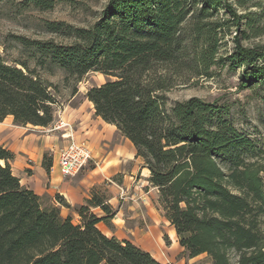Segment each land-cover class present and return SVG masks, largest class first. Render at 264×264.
<instances>
[{"label": "trees", "instance_id": "16d2710c", "mask_svg": "<svg viewBox=\"0 0 264 264\" xmlns=\"http://www.w3.org/2000/svg\"><path fill=\"white\" fill-rule=\"evenodd\" d=\"M263 16L264 0H108L87 28L49 23L48 32L71 42L17 37L35 50L34 65L0 57V122L11 116L17 126L48 127L57 86L47 77L60 71L75 94L87 73L103 75L86 98L143 160L184 253L204 254L210 264H264V149L235 128L227 108L197 97L170 104L167 96L186 71L211 78V68L227 67L240 72V89L260 87L264 102V45L242 43L263 33ZM232 30L234 48L219 57ZM13 158L0 146V264H162L97 228L114 217L98 195L73 209L77 224L61 215L60 207H70L60 195L58 206L43 204L13 175ZM42 165L49 174L47 155Z\"/></svg>", "mask_w": 264, "mask_h": 264}, {"label": "rangeland", "instance_id": "374dc122", "mask_svg": "<svg viewBox=\"0 0 264 264\" xmlns=\"http://www.w3.org/2000/svg\"><path fill=\"white\" fill-rule=\"evenodd\" d=\"M107 1L53 0L52 7L41 9L27 0H0V57L9 63L28 60L33 66L34 61L30 55L35 50L31 47H23L17 37H23L29 41H54L56 44L67 45L71 41L48 32L47 24L64 23L74 28H87L98 19ZM250 11L260 13L261 10L251 8ZM259 26L263 28V33L259 36H252L249 32L251 36L248 40L242 41L244 45H264V16L259 21ZM233 37H235L234 30L225 35L219 50V57H225L231 53L234 48ZM36 55L38 56L37 53ZM210 72L213 74L211 78L187 71L178 77L175 85L167 93L170 104L193 97L210 103L215 102L218 106L228 109V119L237 130L249 135L264 149V102L260 99L263 95L262 89L256 86L240 89L238 86L240 72L231 71L227 67H214ZM47 79L57 86V93L52 92L56 102L53 105L54 118L48 127H41L46 130L44 134H54L47 130L53 126L55 120H60L59 115L62 114L73 123L72 136L74 130L84 133L83 130H80L81 122L84 121V125H88L96 117L93 104L87 100L86 93L90 88L102 85L106 78L96 72L87 73L75 85L77 90L75 94L72 93L74 84L65 86L60 71H56L54 76L47 77ZM44 155L52 160L53 165V152L49 151ZM97 160L98 158H93L75 176L63 178L70 180L84 177L86 173L89 174L90 170L95 169L97 172L92 174L93 178L105 175L104 181L89 190L88 197H91V194H96L112 208L114 217L110 223L115 225L113 229L118 237H123V240L130 239L135 246L144 251L147 250L154 259L163 263L210 264L208 257L204 254L189 258L184 253V249L177 242L174 230L163 218L158 204V194L156 195L155 190L151 189L145 181L141 169L132 172V174L128 170L122 174L115 173L109 171L111 164L105 163L104 160L100 162ZM96 162L99 165L95 164ZM42 201L45 205L53 203L58 206L55 195L52 201L49 197L44 196ZM73 209L60 207V212L63 217L71 216L73 222L77 224L79 217L73 212ZM92 212L98 217L104 216L103 211L99 208L92 209ZM97 228L101 232H106L103 223H99ZM262 229L264 230V220Z\"/></svg>", "mask_w": 264, "mask_h": 264}, {"label": "crops", "instance_id": "0c3cea01", "mask_svg": "<svg viewBox=\"0 0 264 264\" xmlns=\"http://www.w3.org/2000/svg\"><path fill=\"white\" fill-rule=\"evenodd\" d=\"M59 119L55 120L53 126L47 130L54 132V134L45 135L44 131L46 130L44 128L30 125L17 126L13 123V118L7 116L0 122V146L14 155L10 162L11 170L23 186L40 197H49L51 201L53 196L58 194L71 208H76L84 204V201L89 198V190L94 185L104 181L105 175L102 174L93 178L92 174L97 172L95 169L90 170L89 174L86 173L84 177H76L70 180L63 178L64 176L60 174L58 169V153L69 142L63 135L68 132L69 128L73 130V123L67 120L68 118L63 114L59 115ZM89 124L84 125V121H82L80 130H83L84 133L74 130L73 138L89 145L92 151V160L93 158H98V162L104 160L105 163L111 164L109 171L115 173L122 174L128 170L132 174V172L141 169L145 181L151 189L155 190L157 195V190L151 187L148 181L149 170L144 167L143 160L136 156L135 148L131 142L122 136L115 126L105 123L99 117H95V120ZM49 151L53 152L54 160L51 171L47 174L42 163L44 154ZM98 162L95 164L99 165ZM103 225L106 228V232H102L105 236H115L117 239L123 240V237H118L114 232L115 225L113 223H110V227ZM125 240L130 241V239ZM146 252L148 251L146 250Z\"/></svg>", "mask_w": 264, "mask_h": 264}, {"label": "built area", "instance_id": "2783aa9c", "mask_svg": "<svg viewBox=\"0 0 264 264\" xmlns=\"http://www.w3.org/2000/svg\"><path fill=\"white\" fill-rule=\"evenodd\" d=\"M63 136L69 142L58 153V169L62 176L71 177L88 165L92 160V151L86 142L73 138L70 128Z\"/></svg>", "mask_w": 264, "mask_h": 264}]
</instances>
